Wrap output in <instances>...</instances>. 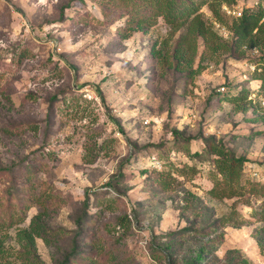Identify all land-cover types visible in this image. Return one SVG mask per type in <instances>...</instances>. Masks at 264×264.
I'll use <instances>...</instances> for the list:
<instances>
[{"label": "rangeland", "instance_id": "374dc122", "mask_svg": "<svg viewBox=\"0 0 264 264\" xmlns=\"http://www.w3.org/2000/svg\"><path fill=\"white\" fill-rule=\"evenodd\" d=\"M253 2L263 9L264 0H210L198 15L220 38L188 36L193 45L179 46L191 20L176 31L160 17L123 40L139 0H0L3 261L199 264L202 239L171 234L202 232L214 215L228 219L210 246L219 264H264L261 198L249 186L236 198L208 193L227 188L212 155L221 150L245 160L243 183L264 182V89L255 79L264 38L255 30L243 43L256 52L234 45L240 19L223 12L246 13ZM216 42L223 48L214 52ZM188 150L206 152L205 162ZM189 192L209 208L208 221ZM37 216L47 242L26 247L18 232Z\"/></svg>", "mask_w": 264, "mask_h": 264}, {"label": "trees", "instance_id": "16d2710c", "mask_svg": "<svg viewBox=\"0 0 264 264\" xmlns=\"http://www.w3.org/2000/svg\"><path fill=\"white\" fill-rule=\"evenodd\" d=\"M210 0H139V5H137V9L133 11L134 16L133 20L129 22V25L126 26V33L123 36V40H127L132 33L138 32V31H147L149 27H151L155 22H157V19L160 17L163 18L165 23L168 26L173 27L176 31H179L181 28H183L186 25V22L188 20L190 21V25H188L186 35H183L180 40L178 41V45L180 46L183 43L190 44L192 41L188 40V36H190L193 40L196 37H206V36H212V37H219L217 33L210 32V28L206 25L205 22H202L200 19V16L198 15L200 7L206 5L209 3ZM219 7V14L216 13V21L219 23H223L224 19L222 18V7L221 3L220 5H217ZM264 16V10L259 8L257 10H248L246 13L243 14V17L240 19V25L237 27H234V34H235V42L234 45L241 46L245 42L248 36H253V33L255 30H257L260 34V32L263 34L264 38V29H261L263 25H261V20ZM224 17V16H223ZM154 20V23H153ZM135 27H133L132 23ZM260 25V26H259ZM235 28H237L235 30ZM209 36V37H210ZM257 37V35H255ZM220 38V37H219ZM216 39V40H219ZM264 40V39H263ZM196 42L194 41V44ZM193 45V42L192 44ZM244 46V45H243ZM246 46V45H245ZM223 48L222 44L220 42H216L213 45L212 50L216 52L217 50ZM243 48V47H242ZM182 50V51H181ZM177 48L175 52L176 58H179L181 60V63L184 61H187L188 64H186V67L189 66V60L184 59V50L181 47ZM193 51V50H192ZM194 52V51H193ZM160 54L156 53V51H153V55ZM183 60V61H182ZM262 66V67H261ZM262 68V72L258 73L256 75V80L260 81V84L262 85V88L264 89V63L260 65ZM190 71H193V66H189ZM229 90L227 93H230ZM246 96L239 97L238 96H229L231 98V101L236 102L240 99H244ZM228 98V99H229ZM174 134V133H173ZM175 137L177 133L174 134ZM177 151V149H176ZM191 152V151H190ZM189 150L187 151V156L190 157L193 161H195L197 164H201V159L204 160V156L206 152L204 151H192L191 153ZM143 153L148 154V151H143ZM217 156L215 164L216 168L218 170V174L216 175L217 180L222 181V184L226 186V189H223L224 191H221L216 186L213 187L208 193L209 195L224 199V198H233V197H240L245 195V186H249V194L251 196H259L261 198V206L258 211L255 212L256 216L259 218L260 221L264 222V182L263 181H254L251 183L248 182H242V177L245 169V160L241 158L235 157L232 153L229 151L221 150L219 152H214L212 155ZM218 176V177H217ZM221 179H220V178ZM218 181V183L220 182ZM217 183V184H218ZM234 186H237L238 189H235ZM221 191V193L219 192ZM191 196L192 200H198V206L200 210L204 212V218L205 221L209 220V208L204 204V202L200 199L199 196H196L194 193H188ZM188 197L190 198V196ZM186 200V199H185ZM189 202V201H187ZM188 208L183 209V212L187 211ZM181 209H179V212ZM194 214H200L198 211H195ZM211 223L203 227L202 230L199 231L198 229L190 227L189 229H184L183 231H180L178 233H172L174 237L178 238H185L188 240L187 243H190L194 240V238L202 239V241L198 240L200 242L199 249H198V255H197V262L199 264H219L220 261L216 256L217 250L210 249V246L214 243V236L216 235V230L219 226H225L228 225V219H215L214 215L213 218L211 217ZM200 217V215H199ZM128 217H125V219ZM128 221V219H126ZM185 222L189 223V219H183ZM127 224L122 223L120 225L121 228H126ZM193 225V224H192ZM194 227V226H193ZM210 230L211 233H210ZM18 238L21 243H24L26 247L35 248L36 247V240L40 239L43 242H47V232L44 231V226L42 224V221L40 220V217L37 216L34 218L29 226V229H21L18 232ZM208 239V240H207ZM207 240V241H206ZM183 246V244H182ZM237 251H232L228 253V256L236 254ZM0 264H8L5 261H3L0 258ZM175 264V263H173ZM232 264H249V262L245 259H242L240 262L237 261Z\"/></svg>", "mask_w": 264, "mask_h": 264}, {"label": "built area", "instance_id": "2783aa9c", "mask_svg": "<svg viewBox=\"0 0 264 264\" xmlns=\"http://www.w3.org/2000/svg\"><path fill=\"white\" fill-rule=\"evenodd\" d=\"M259 5H260L259 2H253L252 5L249 6V8L254 9V8H257ZM263 9H264V6H263ZM223 12L226 13V17H228L229 19L239 20L243 17L244 10L240 6L237 9H233V10H228V8H224ZM261 23L264 24V16L261 20ZM218 28H220V26H218ZM221 34L223 35L225 39H228L231 33L226 29V27H222ZM244 49L245 50L249 49L250 52H256V49H250L249 46H244ZM263 105H264V102H263Z\"/></svg>", "mask_w": 264, "mask_h": 264}, {"label": "clouds", "instance_id": "9594fccd", "mask_svg": "<svg viewBox=\"0 0 264 264\" xmlns=\"http://www.w3.org/2000/svg\"><path fill=\"white\" fill-rule=\"evenodd\" d=\"M260 4V3H259ZM258 9L261 8V5L257 7ZM264 10V9H263ZM262 24V23H261ZM247 46V45H246Z\"/></svg>", "mask_w": 264, "mask_h": 264}]
</instances>
